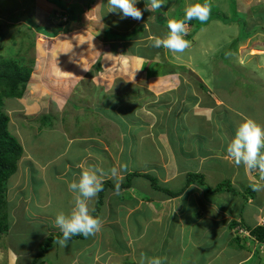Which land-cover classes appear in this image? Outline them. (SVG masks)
Segmentation results:
<instances>
[{
  "label": "crops",
  "instance_id": "crops-1",
  "mask_svg": "<svg viewBox=\"0 0 264 264\" xmlns=\"http://www.w3.org/2000/svg\"><path fill=\"white\" fill-rule=\"evenodd\" d=\"M43 1L41 13L48 10L49 17L54 7L49 9L48 1ZM29 2L6 0L0 20L19 16ZM12 6H16L14 13L8 11ZM225 25L217 23L218 32L202 30V45L196 43L198 31L193 33L188 38L191 46L187 50L191 53L187 56L162 52L166 55L158 59V72L147 64L151 58L141 52V42L132 39L120 43L124 50L115 53L119 60L102 62L107 71L121 62L116 65L120 67L119 76L98 86L91 82L90 90L105 97L106 105L107 92L118 89L114 83L134 94L121 99L125 102L115 101L113 110L108 107L111 116L99 113L102 120L85 114L72 125L64 121L62 127H44L47 131L43 135L55 133L51 142H47L48 137L30 141L22 127L10 120L15 138L25 146L17 170L8 181L17 176L24 183L9 200L4 198L8 224L0 236L5 244L0 247V264H11L12 251L24 254L18 264H31L38 254V244L49 234L60 232L55 227L56 215L68 214L73 207L68 183L78 181L89 166L98 165L107 172L119 163L129 165L119 194L108 188L101 202L99 193L90 202V208L97 210L96 216L103 219L102 229L94 236L71 240L66 247L55 241L43 257V264H139L142 252L148 257L164 258V264H228L230 259L233 264H241L250 254L244 251L247 257L237 260L225 248L232 241L240 243L238 236L232 237L240 230L256 244L264 245L249 233V228L257 227L264 210V188L253 191V186L264 185V179L257 171L248 173L243 165L236 166L226 152L243 120L251 118L264 126V45H257L264 43L250 47V58L242 64L235 55L242 49L228 46L232 38L227 36L220 43ZM231 51L238 60L223 59ZM218 55L222 56L221 62L217 61ZM128 60L132 75L123 65ZM105 74L110 76L102 71L99 78ZM27 140L35 143L37 153L28 150ZM51 151L53 160L40 161ZM110 180L115 185L113 179L105 177V181ZM29 182L33 185L25 193ZM240 195L247 205L243 211L238 207ZM20 205L22 211L18 210ZM20 220L26 223L19 224ZM32 224L40 227L38 241L28 250L17 249L11 238L13 226L24 229ZM225 229L230 232L222 234ZM146 233L152 236L143 248ZM148 245L150 249L145 250ZM124 259L132 262L124 263Z\"/></svg>",
  "mask_w": 264,
  "mask_h": 264
},
{
  "label": "rangeland",
  "instance_id": "rangeland-1",
  "mask_svg": "<svg viewBox=\"0 0 264 264\" xmlns=\"http://www.w3.org/2000/svg\"><path fill=\"white\" fill-rule=\"evenodd\" d=\"M5 1L6 0H0V10L1 8H5ZM24 1L29 2L31 0ZM47 1L56 7L54 8L56 13L57 10L63 11L65 7L67 9H75V7H78L77 13L79 14V9L81 11L79 15L77 14V16L79 17V21L81 22L82 26L78 29L76 28L75 30L66 32V29L68 28L67 21L62 22L54 13H51V15H53L52 18L47 17L48 10L44 11L46 14L42 15L41 7L44 6L43 0H34L31 4L29 2L25 7H23L24 12H22V14L17 17L21 19L19 20L21 22L12 24L7 20L3 21L4 19L1 18L0 59H12L18 62L20 66H27L32 69L31 80L23 98H21L18 102L4 101V108L8 116L11 118V122L15 123H13L14 126L17 125L22 127L23 132L30 141H36L38 139H45L48 137L47 142H51L55 137V133L43 135L44 132L47 131V128L41 127L39 125L45 124L44 117H47V119L52 121L50 125H45L54 126L55 128L62 127L64 121L65 123H70V125H72L74 120H78L79 115L82 117H86L88 115L96 120H102L103 116L97 111L99 108H101L102 111L106 108L105 111H107L109 110V106L111 110H113L116 105L115 101L120 100L125 102L121 99L124 97H129V94L132 92L131 89L122 90V85H115L114 83L113 87H118V89L115 88L116 90L112 89L111 91L107 92L109 93V98H107V106L106 103H104L106 101L105 97L102 95L99 96V92L96 93V91L94 92L90 90L92 87L91 82L96 83L98 86L105 80L108 82V79H113L114 77L119 76L117 72L120 70V67H116V65L121 62L113 64L115 66L110 64L113 67L108 71L107 69L103 70L102 62H117L119 57H116L115 52H117V50H120V52L121 50H124V45L120 43L125 41V39H122V41L119 42L105 41L104 38L97 39L92 33V30L100 31L102 33L109 31V33L120 35V38L123 37L122 35H126L127 33L133 31L139 24L153 21L154 15L153 12L145 10V6L149 3V0H138V3L136 4V7L141 9L143 12V19L139 21L131 18L121 19L118 14L107 13V0ZM232 1L235 2V4L237 3L234 7V11L231 7ZM194 3H197V1L167 0V4L161 8L163 11L162 14H164L163 17L169 20L176 19L171 15L179 14V12H181L182 16L180 19H182L184 16V9ZM210 3L214 6H212L213 9H218L225 17L234 20L232 23L225 25L222 32L225 37L221 36L219 40L220 43H224V40L222 39L226 38L227 36H229V40L232 38L231 41L228 42V46L233 48L235 45L239 50L242 49L243 52H236L235 55L236 57H239V60L243 64L247 58H250V47H257V45L262 47L264 45H256V42L264 43V0H210ZM48 8L50 9L52 7L49 5ZM31 12H33L32 18ZM116 18L120 21H117ZM238 19L240 21H238ZM217 23H220L221 26H223V23H221L219 20L213 19L212 22H208L206 25L197 30L198 41L196 43H198V45H202L205 41L202 39L203 35H200L202 30L209 29L211 31L218 32L219 30L216 27ZM41 25L45 26L46 28L41 27ZM187 26L188 36L193 32V26L188 24ZM56 29H60V34L55 37H49V32L47 30L54 31ZM144 31L145 32H142L141 37L138 38L135 36L134 39H136L138 44L141 42V52H145L146 58H151L147 64L151 65L150 67H152L155 71L157 63H160L161 61L158 60L159 57L164 58L166 53L170 54V51H166V49L162 47H152V37H164L165 31L164 28L158 26L156 28H152V25L150 24H146ZM37 34H43L45 36ZM233 40L234 42H232ZM132 47L135 48L136 46ZM230 48L229 50H231ZM131 49L132 48H130L129 53L133 54ZM164 51H166V53H162ZM200 51L201 50L198 49V52ZM256 52L257 51H254L253 54L255 55ZM189 53L191 52L186 50L184 53L178 54L187 56ZM194 53L195 51L192 54ZM258 55L261 54L259 53ZM221 57L222 56L218 55V62H221ZM236 57H234L231 51L227 53L223 59L226 60V58H231L235 59L236 61L238 60ZM153 61L155 62L151 63ZM98 64L101 66L99 70L97 69V66H99ZM130 64V60H128L127 63H123V65L127 68L125 72H128L129 74H131L129 69L132 68H129ZM165 66L166 65H164L163 69H165ZM102 71H106V73L110 76L107 77L105 74L102 75L103 77L99 78V75L102 73ZM133 94L134 93L132 92V95ZM136 100L134 103H131L133 104V107L136 105ZM75 106L77 109H82V111H77ZM85 107L96 109V111L86 112ZM130 107L132 106L130 105ZM118 112L122 113V110L119 109ZM8 130L14 136L9 125ZM29 140H27V142H29L28 150L37 153L36 149L34 148L36 146L35 143H32ZM53 155L54 152L51 151L40 161H44V159L50 158V156ZM50 159L53 160V158ZM13 179L14 182H12ZM13 179L11 178L10 181L6 183L4 197L6 196V199L8 200L12 194H15L16 189L21 187L22 183H24V181L17 179V176H14ZM31 183L32 182H29L26 185L25 193L31 189V186L33 185V183ZM237 198H239L241 201L238 207L243 211L247 208V205L244 204L241 195L237 196ZM22 209L23 207L20 205L18 210L22 211ZM23 223L26 222H22L20 220L19 224ZM15 227L16 226L14 225L11 238L16 242V248L19 250H28L29 248H32L34 242L38 241L37 239L40 233L38 228L40 227L35 224H32V226L28 225L24 229H21V227L16 229ZM225 232L229 233L230 231L225 229L222 234H225ZM237 233L238 234H234L235 236L232 237L235 238L238 236L240 238V243L232 241L230 245H225L227 251L230 252V256L237 260L241 257L244 259V257H247L246 253L244 254V251H246L250 254V258L241 264H264V252H261L264 251V245L261 246L262 244H256L254 241H252V239H250L249 236L245 235L241 231ZM151 236L152 235L149 233L144 234V239L142 241L143 248L144 243H149ZM247 243L249 245H246ZM1 245L5 246V244L1 243L0 241V247ZM154 248L155 250H158V245H156ZM147 249H150L149 245L145 250ZM39 251L40 244H38L37 249V252ZM140 256L141 255L138 256L139 259ZM223 260L225 259L223 258ZM122 262L126 263L132 261L131 259H124ZM217 263L219 264L220 262H210V264ZM20 264H25V262L21 261ZM228 264H233V259H230Z\"/></svg>",
  "mask_w": 264,
  "mask_h": 264
},
{
  "label": "clouds",
  "instance_id": "clouds-1",
  "mask_svg": "<svg viewBox=\"0 0 264 264\" xmlns=\"http://www.w3.org/2000/svg\"><path fill=\"white\" fill-rule=\"evenodd\" d=\"M137 3L138 0H107V13L118 14L121 19L131 18L139 21L143 19V12L136 7ZM47 4L54 7L49 2ZM166 4L167 0H149L145 10L155 12ZM211 11L210 0H203V3H194L187 6L184 9L182 19L167 21L168 32L164 37H152V47H162L174 53H184L191 46V42L185 38L188 34L187 22L197 20L205 23L209 20ZM65 12L64 9L63 11L57 10V13L54 12V14L62 22H66ZM51 17L53 15L49 16V18ZM226 152L227 157L236 166L243 165L248 173L258 171L261 179H264V126L251 118L243 120L227 145ZM128 170L129 165L127 163H119L107 172L98 165L89 166L82 171L78 181L74 180L68 183V190L73 196V207L68 214L60 212L55 217V227L62 233V238L58 239L56 243L61 247H66L73 236L88 238L102 229L103 219L91 214L95 209L90 208V202L103 190L106 176L115 181V192L119 194L124 173ZM262 188H264V185L257 184L253 186V191H259ZM23 256V253L18 255L15 251H12L10 255L11 264H18ZM139 264H164V258L158 256L148 257L146 254L141 253Z\"/></svg>",
  "mask_w": 264,
  "mask_h": 264
},
{
  "label": "trees",
  "instance_id": "trees-1",
  "mask_svg": "<svg viewBox=\"0 0 264 264\" xmlns=\"http://www.w3.org/2000/svg\"><path fill=\"white\" fill-rule=\"evenodd\" d=\"M196 1L197 3H203V0H196ZM236 4L235 2L232 1L231 7L233 11H234V7ZM77 9L78 7H75V9H67L66 7L64 8V10L66 11L65 15L67 16V23H68V28L66 29V32L75 30L76 28H80L82 26L81 22L79 21V17L77 16L78 14ZM3 10L2 11L0 10V14L3 12ZM160 10L161 9H158L155 12H153V15H154L153 21H148V23L139 24L130 33H127L126 35H122L123 37L119 38L120 35L109 33V31H105L102 33L100 31L92 30V33L97 39L104 38L105 41H118L119 42V41H122V39L132 40L135 38V36L138 38L141 37L142 32L143 33L145 32L144 28H146V24H150L152 25V28L153 27L156 28L157 26L164 28V31H165L164 35H166L168 32L167 21L169 19L163 17L164 16V14H162L163 11L162 10L160 11ZM8 11L11 13L16 12V6H12V8H10ZM80 11L81 10L79 9V14H80ZM171 16L173 18L180 19V17L182 16V13L179 12V14H172ZM14 17L12 16L7 19L12 24H16L20 22L19 20L21 19L17 18L18 16H16V18ZM213 19H217L223 24L232 23L234 21L233 19H230V18L228 19L227 17H225L218 9L216 10L212 8L210 18L207 22L201 23L197 20H192V21L187 22L188 25L193 26V32L185 38L186 39L190 38L193 33H195L198 29H200L202 26L206 25L208 22H210ZM238 21L240 20L238 19ZM59 33H60V29H56L53 32H49L48 36L55 37L59 35ZM166 51L168 50L166 49ZM115 53L119 54L120 51L117 50V52ZM97 69L98 70L100 69V65L97 66ZM31 75H32L31 68L27 66H20L18 62L12 59H0V236L7 229L6 224H8L7 214L4 213V206H5L4 193L6 190V183L8 179L16 172L19 159L22 155L21 144L8 130V125L10 124L9 122L11 118L8 116L7 112L5 111L4 101L6 100L7 102H11V101L18 102L21 98H23L28 88L29 82L31 80ZM75 108L77 109L76 106ZM94 110L96 111V109L85 107V111H94ZM105 110L106 108L103 111L101 110V108H99L97 111L103 115L111 116L110 110H107V111ZM44 123L50 125L52 121L50 119H47V117H44ZM45 124H39V125L41 127H49V126H46ZM144 176L148 178V176L146 175ZM151 181L152 183H155L153 180ZM108 188L115 189V185L112 184L111 180L104 182L103 190L99 193V202H101V198L104 196L105 191ZM96 213H97V210L93 212L94 216H96ZM249 233L251 236L255 237L258 240V242L264 244V228L263 227L257 226L255 228H249ZM60 238H62L61 232L49 234L40 243V251L38 252L34 261L31 264H43V257L47 254L49 248L53 245V243ZM82 238L83 236H73L71 240H76V239L80 240Z\"/></svg>",
  "mask_w": 264,
  "mask_h": 264
},
{
  "label": "built area",
  "instance_id": "built-area-1",
  "mask_svg": "<svg viewBox=\"0 0 264 264\" xmlns=\"http://www.w3.org/2000/svg\"><path fill=\"white\" fill-rule=\"evenodd\" d=\"M258 172V171H257ZM264 181V180H263ZM258 227L264 228V210L261 212V215L259 216V221L257 224ZM241 231V230H240Z\"/></svg>",
  "mask_w": 264,
  "mask_h": 264
}]
</instances>
